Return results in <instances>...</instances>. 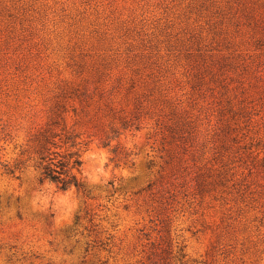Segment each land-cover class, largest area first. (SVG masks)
Masks as SVG:
<instances>
[{"label":"rangeland","instance_id":"rangeland-1","mask_svg":"<svg viewBox=\"0 0 264 264\" xmlns=\"http://www.w3.org/2000/svg\"><path fill=\"white\" fill-rule=\"evenodd\" d=\"M0 264H264V0H0Z\"/></svg>","mask_w":264,"mask_h":264},{"label":"trees","instance_id":"trees-1","mask_svg":"<svg viewBox=\"0 0 264 264\" xmlns=\"http://www.w3.org/2000/svg\"><path fill=\"white\" fill-rule=\"evenodd\" d=\"M52 153L46 154L44 150L39 152L37 166L40 168V180L47 179L64 190L72 187L81 190L82 183L77 174L68 172L65 169L68 165L72 168H79L82 163L79 156L74 157L75 152H70L65 159L62 156L57 158L56 155H51Z\"/></svg>","mask_w":264,"mask_h":264}]
</instances>
